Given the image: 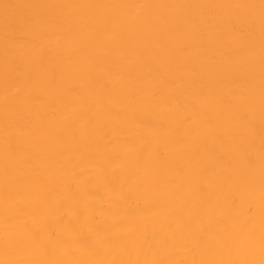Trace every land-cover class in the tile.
I'll use <instances>...</instances> for the list:
<instances>
[{
	"label": "bare ground",
	"instance_id": "1",
	"mask_svg": "<svg viewBox=\"0 0 264 264\" xmlns=\"http://www.w3.org/2000/svg\"><path fill=\"white\" fill-rule=\"evenodd\" d=\"M0 264H264V0H0Z\"/></svg>",
	"mask_w": 264,
	"mask_h": 264
}]
</instances>
